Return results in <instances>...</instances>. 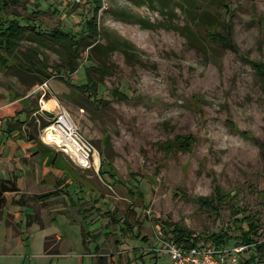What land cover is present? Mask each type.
<instances>
[{"label": "rangeland", "instance_id": "rangeland-1", "mask_svg": "<svg viewBox=\"0 0 264 264\" xmlns=\"http://www.w3.org/2000/svg\"><path fill=\"white\" fill-rule=\"evenodd\" d=\"M4 1L9 19L25 18L44 32L59 28L77 42L89 35L95 0ZM177 1H103L99 37L79 45L75 72L62 46L37 44L52 78L38 88L45 100L54 97L52 90L59 96L57 111L43 120L53 125L65 108L100 163L80 167L49 146L64 159L68 185L46 199L5 195L0 264H101L99 257L106 264H170L161 250L173 241L171 227L209 245L210 235L240 236L243 216L256 222L254 239L264 243V78L242 58L264 66V0H227L223 11L224 0H204L206 13L221 12L230 21L239 54L209 41ZM35 46L22 42L21 63ZM16 75L0 66V83ZM27 133L42 141L44 128ZM188 137V147L168 152L170 143ZM130 189L143 198L130 196ZM83 229L98 239L84 244ZM242 246L240 264L254 256L261 264L260 254L240 239L228 248L235 253Z\"/></svg>", "mask_w": 264, "mask_h": 264}, {"label": "crops", "instance_id": "crops-1", "mask_svg": "<svg viewBox=\"0 0 264 264\" xmlns=\"http://www.w3.org/2000/svg\"><path fill=\"white\" fill-rule=\"evenodd\" d=\"M6 18L7 20H12L8 16ZM36 32L46 33L39 29H36ZM37 37L40 38V36ZM32 39L34 38L31 36V40L27 41H32ZM33 41L36 42V46L28 49L29 61L21 63L16 57L17 51L22 44L21 42L16 52L8 58L9 69L6 71L3 69L5 72H9L11 69L12 71H18V75L13 79H9L5 85L0 83V182L6 181L16 184L18 191L6 193V196L25 193L29 197L39 196L41 199H46L51 193H56L55 196L60 193L62 187L66 183L68 185V181L64 184L66 177L64 159L58 153L53 152L48 145L36 138L34 135L37 133H27L30 131L31 126L42 128L41 119H43V114L56 112L59 107V96L53 90L52 94L54 97H49L45 100L42 90L38 88L42 83L49 85L52 78L50 77L46 80L43 76V73L48 72L49 74V71H47L49 68L44 61H41L40 50L37 46L39 44L41 47V44L46 42L43 43L42 38ZM36 52L38 53V59L33 55ZM0 53L2 55L5 54L3 52ZM30 58L33 60H30ZM33 80L36 82H33ZM17 89L20 90L19 97L16 94ZM45 101H55V105L51 109H45L43 103ZM60 103L68 106V102L63 100ZM33 214L31 212L27 213L30 216L29 218H32L31 215ZM3 220L0 221V224ZM32 222L34 221L32 220ZM48 237L44 239L45 253V244ZM55 237L62 245L61 235H55ZM62 246L65 247L64 244ZM57 255L59 257L60 254ZM90 255L87 254L84 257H89ZM87 261H89L88 258Z\"/></svg>", "mask_w": 264, "mask_h": 264}, {"label": "trees", "instance_id": "trees-1", "mask_svg": "<svg viewBox=\"0 0 264 264\" xmlns=\"http://www.w3.org/2000/svg\"><path fill=\"white\" fill-rule=\"evenodd\" d=\"M208 1H215V0H208ZM185 2L188 4L187 7H185ZM223 4H221V11L227 10V0L222 1ZM174 3V1H173ZM204 0H182V2L177 1L176 5L178 8L189 15L191 19L194 21L196 26L200 30H202L205 34V37L211 41L214 42L220 46H222L226 50H230L235 53H240V49L238 48L237 45H235L231 39V25L230 21L228 23L224 22L219 16L221 15V12L219 15H215L214 17L210 16L209 13H206V10L204 9ZM8 3L4 0L0 1V52H3L5 54L0 53V66L2 69L5 71L9 69V57L13 55L18 47L20 46L21 42L23 40H37L42 38L43 43L45 42V39L47 41H51L53 45H60L67 51V53H70V56H68L67 59V67L69 71L75 72L77 71V68L75 65H72L73 58L80 57V47L79 45H82L88 38H96L99 37L98 33V18L100 17V11L103 8V1L102 0H95L94 5L92 8V18L90 21L87 23V30L86 32H89V35L87 37H83L79 42L76 40H72L70 37L69 33H64L62 32L61 29L55 28L51 30L50 32L44 33H38L36 32V25L29 23V21L25 20L23 18L22 20L20 19H12V20H7L6 14L4 9L6 8V5ZM174 9L172 10V13H174ZM227 12V11H225ZM210 16V17H208ZM264 25V21H263ZM144 28H150V25L148 23L143 24ZM37 36H40L38 38ZM46 44V43H45ZM122 47H126V43H120ZM116 48H121V47H116ZM34 57L37 58L38 53H33ZM243 60L248 61L252 67L254 68L255 72L262 78H264V66L262 63L257 62V61H251L247 57L242 56ZM44 78H50V75L47 73H43ZM88 77V75H87ZM47 106V102L44 104V107ZM41 126L47 127L49 126L48 123H46L43 119H41ZM22 125V123H21ZM192 142V137H188L185 140H178L175 141L174 143H170L167 147L168 152H172L174 150L178 149H183L189 146V144ZM66 174V171H65ZM67 177V174L65 175ZM65 177V178H66ZM18 189L16 187V184L14 183H9L6 181L0 182V209L4 206L6 202L5 194L6 193H11V192H17ZM128 194L130 196L136 197L139 194L143 198V194L140 192H135L134 189L128 190ZM216 189V193H217ZM56 194V193H55ZM54 193H51L49 197H52L55 195ZM47 197V198H49ZM217 200H220L221 197L219 195H216ZM240 221V227H237L240 231L241 234L238 237H232L229 235V233H224V234H219V235H210L206 237L207 242L210 244L215 245L218 248H227L230 243L234 239H240L242 241V244L253 247L254 250L260 254L261 256V264H264V243H258L254 237L257 235L258 231V225L256 224L255 221L251 220L249 217L243 216ZM244 224L247 226V229H244ZM130 226L127 227V231L129 230L132 233V230H130ZM83 243H86L87 241H94L98 239V236H95L90 232L85 233V230L83 229ZM171 233V240H173L174 243H176L178 246H183L186 248H192V247H197L200 242L201 238L197 237L194 235V233L190 231H186L182 228H179L175 226L174 228L171 227L170 229ZM138 238V235L136 236ZM45 250H47V241L45 244ZM99 262L101 264H106L105 259L102 257H99ZM145 264V262H143ZM244 264H259L256 262V257H252L248 261H246Z\"/></svg>", "mask_w": 264, "mask_h": 264}, {"label": "built area", "instance_id": "built-area-1", "mask_svg": "<svg viewBox=\"0 0 264 264\" xmlns=\"http://www.w3.org/2000/svg\"><path fill=\"white\" fill-rule=\"evenodd\" d=\"M45 87H47V83L43 84V90ZM60 110L54 124L44 128L42 142L45 145L57 146L59 149H62L80 167L91 168L93 163L96 166L95 149L74 125L68 111L65 108H60ZM50 131L60 133L65 141H69L74 149L66 145V142H63V145L60 146L47 141L46 138L51 133ZM92 159H94L93 163ZM245 249V246L239 247L235 249L234 253L228 247L218 248L213 244H199L197 247L186 248L178 246L172 241L165 245L163 250H161V254L169 256L170 264H240L241 259L238 254L245 251Z\"/></svg>", "mask_w": 264, "mask_h": 264}, {"label": "bare ground", "instance_id": "bare-ground-1", "mask_svg": "<svg viewBox=\"0 0 264 264\" xmlns=\"http://www.w3.org/2000/svg\"><path fill=\"white\" fill-rule=\"evenodd\" d=\"M54 102H51V104H50V106H49L48 109H51L55 105ZM50 132L51 133H49L48 134V137L46 138L47 141L53 142L55 145H60V146L63 145V142L64 143L66 142L65 139H64V137L60 133L53 132V131H50ZM65 144L68 145V146H70L72 149H74L73 146L69 143V141H67ZM95 156H96L95 157L96 165L98 166V164H99L100 161L98 159V155H95Z\"/></svg>", "mask_w": 264, "mask_h": 264}]
</instances>
